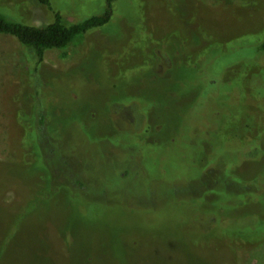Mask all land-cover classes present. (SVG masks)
I'll return each instance as SVG.
<instances>
[{
  "label": "rangeland",
  "instance_id": "374dc122",
  "mask_svg": "<svg viewBox=\"0 0 264 264\" xmlns=\"http://www.w3.org/2000/svg\"><path fill=\"white\" fill-rule=\"evenodd\" d=\"M50 3L0 14L106 8ZM113 9L40 64L0 33V264H264V0Z\"/></svg>",
  "mask_w": 264,
  "mask_h": 264
},
{
  "label": "trees",
  "instance_id": "16d2710c",
  "mask_svg": "<svg viewBox=\"0 0 264 264\" xmlns=\"http://www.w3.org/2000/svg\"><path fill=\"white\" fill-rule=\"evenodd\" d=\"M41 4L48 7L51 6L50 0H39ZM116 0H105L106 8L101 14H94L83 20L74 22H65L61 14L55 13L54 20L48 24L32 25L25 22H18L6 18L0 14V33L15 36L20 44L25 48V51L34 52L39 64L44 60L45 52L48 49H66L74 43L78 37H82L90 31L106 26L114 15V3ZM258 50L264 51V38L261 39L257 47ZM120 109L118 108V111ZM196 115H199L197 113ZM40 121L34 126L37 131L42 132L46 129L45 118H39ZM39 125V126H38ZM38 126V127H37ZM156 128V127H155ZM152 129L151 123L144 126L142 132H150ZM42 137L43 134H42ZM40 137L41 147L38 153L45 150V141ZM44 143V145H42ZM43 147V148H42ZM38 162L42 161L38 158ZM46 169V166L44 165ZM41 169V168H40ZM71 179V178H70ZM186 180V179H185ZM75 184L80 185L79 178L73 179ZM1 254V253H0Z\"/></svg>",
  "mask_w": 264,
  "mask_h": 264
},
{
  "label": "flooded vegetation",
  "instance_id": "af4514ba",
  "mask_svg": "<svg viewBox=\"0 0 264 264\" xmlns=\"http://www.w3.org/2000/svg\"><path fill=\"white\" fill-rule=\"evenodd\" d=\"M152 123H153V122H152ZM152 123H151V124H152ZM155 127L157 128V126H155Z\"/></svg>",
  "mask_w": 264,
  "mask_h": 264
}]
</instances>
